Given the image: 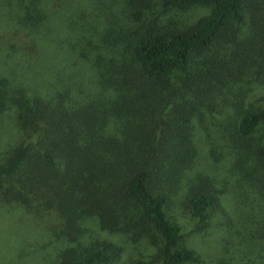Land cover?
Masks as SVG:
<instances>
[{
    "label": "trees",
    "instance_id": "16d2710c",
    "mask_svg": "<svg viewBox=\"0 0 264 264\" xmlns=\"http://www.w3.org/2000/svg\"><path fill=\"white\" fill-rule=\"evenodd\" d=\"M57 1L0 0V37L19 41L22 63L0 70L14 129L0 151V263L11 247L110 264L127 243L151 264L200 263L187 232L225 208L202 142L248 215L220 222L219 264H264V0H60L66 15Z\"/></svg>",
    "mask_w": 264,
    "mask_h": 264
},
{
    "label": "rangeland",
    "instance_id": "374dc122",
    "mask_svg": "<svg viewBox=\"0 0 264 264\" xmlns=\"http://www.w3.org/2000/svg\"><path fill=\"white\" fill-rule=\"evenodd\" d=\"M58 2L57 0H54ZM54 1L52 0L54 5ZM153 4L155 2L157 3V0H152ZM60 4V5H59ZM59 4L55 7V10H59L62 8L65 12H63L64 15L68 14V11L65 10V7H61V3L59 0ZM69 4L75 5L80 10L83 9V7L86 6L84 5V0H69ZM48 7V6H46ZM61 7V8H60ZM154 8H156L155 5H153ZM53 7H48V10L52 9ZM61 10V11H62ZM70 10V9H69ZM207 9L204 7H196L193 8L189 11L185 12H170L169 17L173 19H179L181 21H190L193 19L196 15H200L204 13ZM60 15V12L58 16L55 18L54 24L58 23V17ZM76 17L78 19L79 23H83V26H86L92 30V28L85 23V19H82V15L79 13L76 14ZM81 18V19H80ZM89 24L90 21L88 20ZM56 26V25H55ZM56 28L59 30V27L56 26ZM65 28V27H64ZM2 39V40H1ZM42 39L43 36H42ZM19 41L17 40L16 43L13 42V40L10 38V34L6 38L0 37V70L6 71V70H11L15 71L16 69H20V66L22 65L21 61V55L16 52V50L10 49L11 43L17 44ZM21 63V64H20ZM24 65V64H23ZM29 77L32 75L31 72L28 73ZM13 127L12 124L8 121V118L3 116L0 117V151L6 146L7 143L12 142L14 138L13 134ZM218 155L220 157H218ZM211 159L209 156H206V149L203 145V143H200V154H199V166H206V171L212 175L214 183L221 189V192L223 190L222 194V200H224V212H218V217L216 218V221L212 223L211 225H207L204 227V229L197 230V231H192V232H187L188 233V244L194 248L200 255V263H195V264H219L221 262V258L224 256L222 254L221 250V245H220V239L222 238V234L219 232L220 228H223L222 225H219L220 222H224L228 216L235 215V210L236 207L235 205L237 204V210L240 209L238 204V199L237 202L235 198L237 197L234 194H231V190L229 191V187L227 185V188L223 187L222 180L226 178L224 176L225 173H223L222 170V156L220 153L217 151H214L211 153ZM213 157V159H212ZM218 158V159H216ZM234 193V192H233ZM169 213L174 216V218L179 221L181 225H183L185 231L188 230L190 227H194L196 222L189 220L187 216L183 214V212L178 208V206H172L169 209ZM14 218H18V215L13 214L12 215ZM241 214L235 215V219H239ZM246 216L248 215L246 213H243L241 216V226H244L246 222ZM249 224V223H247ZM243 229V228H242ZM114 239H119V237H114ZM49 238L44 239V242L50 245V242L48 243ZM12 244V241H6ZM5 242V244H6ZM46 244V246H47ZM122 245L124 246V241L122 239ZM131 244H126L125 246V251H123L117 259L112 261L110 264H151V258L150 253H152L151 249L143 252V251H137V249H130ZM11 253L12 261L8 264H54V255L51 254V256L48 257L46 255L45 257H42V253H40L38 250L34 251L32 254L28 255L26 250H20L17 254H12L14 252V249L10 247L8 249ZM10 257V256H9ZM132 260H136L132 262ZM1 264V263H0ZM153 264V263H152Z\"/></svg>",
    "mask_w": 264,
    "mask_h": 264
}]
</instances>
